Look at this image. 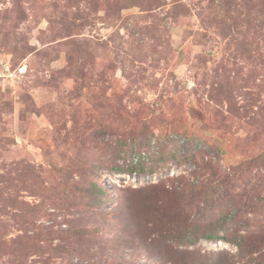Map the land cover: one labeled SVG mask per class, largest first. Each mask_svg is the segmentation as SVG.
<instances>
[{
  "label": "rangeland",
  "instance_id": "obj_1",
  "mask_svg": "<svg viewBox=\"0 0 264 264\" xmlns=\"http://www.w3.org/2000/svg\"><path fill=\"white\" fill-rule=\"evenodd\" d=\"M0 264H264V0H0Z\"/></svg>",
  "mask_w": 264,
  "mask_h": 264
},
{
  "label": "trees",
  "instance_id": "obj_2",
  "mask_svg": "<svg viewBox=\"0 0 264 264\" xmlns=\"http://www.w3.org/2000/svg\"><path fill=\"white\" fill-rule=\"evenodd\" d=\"M206 237H209V238H211L212 236H209V235H207Z\"/></svg>",
  "mask_w": 264,
  "mask_h": 264
}]
</instances>
